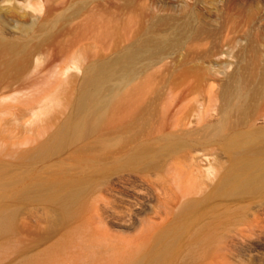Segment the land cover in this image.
I'll use <instances>...</instances> for the list:
<instances>
[{"label": "bare ground", "instance_id": "obj_1", "mask_svg": "<svg viewBox=\"0 0 264 264\" xmlns=\"http://www.w3.org/2000/svg\"><path fill=\"white\" fill-rule=\"evenodd\" d=\"M68 2L77 11L86 0H0L1 97H7L11 91L8 87L13 85V81L2 84L1 80L9 76L10 69L19 70L39 52L30 51L37 43V33H50L56 21L66 17ZM199 4L208 3L112 0L116 20L113 33L124 44L111 58L96 55L83 65L69 112L35 146L16 151L11 184L4 178L8 168L0 163L1 257L11 250L20 264H41L43 259L51 262L59 251L55 249L65 241L77 246L79 235L74 225L71 231H65L64 243L55 244L58 248L34 252L36 246L32 245L46 240L61 227L59 224L71 219L89 203L92 193L99 195L96 191L127 176L160 189L165 204L159 223L164 226L156 235L145 238L142 252L114 258L113 262L109 245L101 243L108 248L104 249L98 240L100 245L96 246V241L89 239L97 238L91 239L86 229L81 230L88 235L84 238L80 234L82 249H76L78 257L84 255L79 250L84 249L86 254L89 247L96 246L87 254L95 260L93 264H114L115 259H119L117 264H183L185 257L193 255L195 246L211 242L216 237L214 228L218 230L229 219L239 222L245 218L247 221L242 222L251 226L262 221L264 42L251 39L247 29L243 33L246 40L237 39L238 61L223 84L220 116L213 117L208 113L211 96L195 91L207 82V69L202 63L212 51H223L224 42L232 39L229 28L220 19L207 17ZM19 17L29 21L13 24ZM118 19L124 21L121 28ZM12 26L18 28L17 33H12ZM177 60L183 66H177ZM258 120L262 124L257 125ZM33 135L23 139L33 140ZM58 152L66 156L56 168L37 167ZM7 190L14 202L6 200ZM40 204L47 226L35 232L26 226L23 215L31 216L35 205ZM78 227L79 231L83 229ZM24 234L31 236L29 242ZM183 245L189 246L183 249ZM65 256L62 258L66 262Z\"/></svg>", "mask_w": 264, "mask_h": 264}, {"label": "rangeland", "instance_id": "obj_2", "mask_svg": "<svg viewBox=\"0 0 264 264\" xmlns=\"http://www.w3.org/2000/svg\"><path fill=\"white\" fill-rule=\"evenodd\" d=\"M218 1H223V4H219ZM210 2H212L211 5H209ZM205 3H208L207 6L199 4L197 7L207 17L220 19L222 24L229 28V38L232 39L224 42L223 51H212L209 59L202 63L207 69V82L203 89L199 88L195 91L198 94L203 93L207 98L209 95L211 96L208 113L217 118L220 116L219 106L221 105L223 84L238 61L235 42L238 43L239 37L242 42L246 40V35H243L246 29L251 39L256 37L264 42V0H205ZM67 5V8L64 9L66 17L57 20L50 33L46 31L37 33L35 39L37 43L30 51L39 52L19 70L10 69L7 74L9 76L1 80L2 84L13 81V85L8 87L10 92L4 88L9 92L7 97L0 96V105L4 107L0 106L2 109L0 110V163L8 168L4 173V178L10 184L15 175L16 151L35 146L69 112V102L74 98L81 82L83 65L96 55L111 58L113 52L117 51V47L124 44V40L113 33L116 20L113 17L112 0H86L84 6H81L77 11H74L75 7L69 2ZM213 5L220 8L214 9ZM122 20L118 19L119 28L124 24ZM28 21L27 17H19L13 21V24H25ZM11 31L17 33L18 28L12 26ZM61 55L65 57L61 59ZM178 59L180 60L181 56H178ZM179 60L175 61L177 66H183V64L179 65ZM261 82L264 84V75L261 77ZM5 105L7 110H5ZM256 124L260 125L262 121L258 120ZM29 132L35 134L33 136L36 138L26 141L23 137L32 136L31 133V135L28 134ZM24 133L28 135L23 136ZM65 156V152H58L43 164L38 163L37 167L43 169L50 165L56 168L58 161ZM127 177H123L125 179H120V181L113 180L114 183L111 182L102 191H96L99 195L92 193L89 203L87 202L80 208L73 217H70L71 219L67 218L63 223L64 226L59 224L61 227L57 228V232L53 231L54 235L51 233V236L49 235L44 241L37 242L38 244L34 241L32 246L36 247L33 251L42 252L49 248H58V242L64 243L66 232L72 230V225H74L73 228H78L76 233L79 237H81L80 234L83 235L82 237L88 235L85 233L87 231L89 236L91 235L90 237L93 236L91 239L97 238L96 240L89 239V241L97 243L98 240H101L100 244L109 245V249H112V262L114 258L120 259L121 256L122 259L128 258L135 251L142 252L145 238L153 234L156 235L160 227L164 226L159 222L160 216L164 215L165 199L160 193V189L149 188L142 182L140 183L138 179L135 181L133 176ZM5 193L7 194L6 200L14 202V196L8 190ZM92 196L95 199H91ZM87 204L88 206H86ZM42 207L41 204L35 205L31 216L23 215L27 221H24L26 226L30 225L32 231L42 232L46 229L47 221ZM84 216L89 218L84 219ZM244 219L242 218V221ZM229 221L231 220L229 219ZM229 221L218 230L214 228L216 237L208 244L207 242H198L204 246L196 247L195 245L198 243H194L195 252L191 257H185L183 264H264V214L262 221L256 226H251L246 222L247 220L245 223L242 221H234L235 223L231 221L230 223ZM76 222H78L77 226ZM240 222L242 223L240 224ZM78 226L83 229L79 231ZM27 236L30 235H23L25 241L29 242L31 236L29 238ZM61 237L63 238L61 239ZM79 237L78 242L81 241ZM78 242L76 245L80 248L73 246L74 242L69 243V245L71 244L69 247L65 241L66 245L63 244L60 249H55L59 250L54 256L56 258H51V262L43 259V262L40 263L64 264L68 262L66 264H69L71 258L74 260L76 256H79L76 249H82V242H80L81 245ZM93 243L92 245H94ZM99 243L96 246H99ZM104 245L102 248L105 247ZM186 246L188 248L189 245ZM186 246L183 249H186ZM94 248L89 247L91 250ZM71 249L74 251L72 252ZM65 250H68L69 254ZM91 250L88 252L86 250V254L84 249L79 250V252L84 251L82 253L84 255L80 254L81 256L76 258L75 262L70 261V263L87 264L91 261L90 264H93L95 260L87 256ZM69 251L76 255H71ZM8 252V254L0 256V264H20L19 259L14 256V251L9 250ZM61 252L65 254L62 253V256L59 254ZM57 255L60 259L57 258ZM65 255L68 257L66 262L62 258H66ZM119 259H115L117 262L114 261V264H117Z\"/></svg>", "mask_w": 264, "mask_h": 264}]
</instances>
